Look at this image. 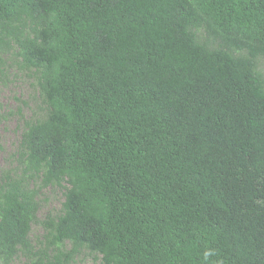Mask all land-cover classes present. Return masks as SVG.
I'll return each mask as SVG.
<instances>
[{
    "label": "trees",
    "instance_id": "1",
    "mask_svg": "<svg viewBox=\"0 0 264 264\" xmlns=\"http://www.w3.org/2000/svg\"><path fill=\"white\" fill-rule=\"evenodd\" d=\"M263 60L264 0H0V264H264Z\"/></svg>",
    "mask_w": 264,
    "mask_h": 264
},
{
    "label": "rangeland",
    "instance_id": "2",
    "mask_svg": "<svg viewBox=\"0 0 264 264\" xmlns=\"http://www.w3.org/2000/svg\"><path fill=\"white\" fill-rule=\"evenodd\" d=\"M10 65V66H9ZM261 67L264 69V60ZM36 87L34 79L26 70H21L17 65L8 62L5 70L0 73V101L3 110L0 120V172L1 169L11 164V154L19 143L21 128L24 121L34 118L36 110ZM63 201V192L60 189L47 188L41 195L40 216L51 211L55 214L60 210ZM42 228L34 226L33 236L40 235ZM12 264H23L21 259ZM74 264H96L93 257L85 254L82 259L78 258Z\"/></svg>",
    "mask_w": 264,
    "mask_h": 264
}]
</instances>
